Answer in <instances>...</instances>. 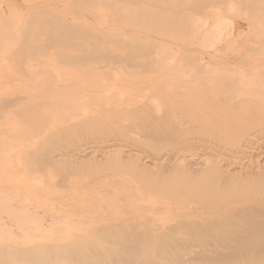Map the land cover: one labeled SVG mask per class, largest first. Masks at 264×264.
I'll return each mask as SVG.
<instances>
[{"label": "rangeland", "instance_id": "rangeland-1", "mask_svg": "<svg viewBox=\"0 0 264 264\" xmlns=\"http://www.w3.org/2000/svg\"><path fill=\"white\" fill-rule=\"evenodd\" d=\"M45 1H47V6H56L59 8L62 16L60 15V18L56 20L52 17L54 19H51V21L43 17L41 19H45L46 21H37L36 25H32V28L35 26L36 29L39 25L41 27L44 24L46 28L50 27L52 31H61V35L62 32L63 34L67 33L64 34L66 39L65 42H61V40L58 42H50L51 40L45 38L43 41V50L45 52H52L59 56L66 54L77 55L75 53L80 55V52L81 54L86 52L81 45H88L89 47L91 45H98V52L101 53H106L109 50L107 52L109 54L114 52L125 56L126 54H131V52H136L135 50H143V52L150 57H155H151L150 59L148 55L141 52L139 55L136 54L137 56L134 55L136 61L134 59L131 60L133 63H131L130 60H124L119 57L117 58L118 60L114 59L115 61L111 63L113 66H115V64L117 66L119 64H124L125 69L119 70L103 67L104 64H102V69H99L100 81L98 82L101 86L102 102L108 103L107 109L102 105L104 112L98 111L103 112V118L97 120L96 117L93 119L90 117L86 119L87 121L85 120L83 122L80 120L76 121V119H73V121L69 120L68 122L70 123L81 124L80 128L77 127L73 133L74 130H62L65 126H61L63 128H61L59 132H56V134L54 133V136L51 131L52 134H50V132L45 138L40 139V143H38L40 149L37 146L35 150L38 151L37 149H39L40 151L37 153L42 154L41 150L44 149L42 150V152L44 151L43 154L49 152L51 154L46 155L55 156L58 160V158L61 159L64 154L62 148L63 150L65 148L72 149L75 145L77 146L79 143L85 140L87 141L95 135V137L98 138H103L105 136L104 138L106 141L107 138H110V133L116 136L119 135V131H122L128 139L129 144H135L132 147V149L134 148L132 154L136 155V153H141L143 155L144 153L149 157V161L145 163L149 169L146 170V174H143L141 178L138 176L136 177L137 173H131V169L133 171L135 170V164H130L132 167L128 166L122 168L119 165H109L107 164L108 161H103L102 167L101 164L90 165L92 161L89 160L82 164L79 163L78 165L80 166L77 168L81 167L83 169H78L76 171L75 168L72 169L68 165L64 166L65 161L62 162L63 165L59 162L60 169H53L50 165L43 162H35L32 165L34 167L31 172V175L33 174L32 182L38 179L37 181H44L45 186L43 185V188L42 186H32L33 195L31 196L29 195L30 193L25 195L19 193V190L12 188L13 193L8 194L6 192L7 185L5 184L8 181L3 179L4 176H2V178L0 176V263L2 260L4 264H192V262L194 264H216L213 261L214 257H216V255L220 256L225 252L222 246L223 239L201 235L197 230L196 233L193 234H187L184 233V231H180L179 233L175 224L177 223L178 225L180 223L178 225L179 228L182 226L181 222L183 220V222L187 221L188 225L191 227L198 226L199 223L206 225L209 223V218H211L209 215H220L214 212L216 211L215 209L221 207V205H219V207L213 206V204H209L207 200V196L211 192L210 187H212L207 181L209 178L211 179V176L206 173L197 175L195 173L200 168L203 169L204 165H206L204 162L205 156L219 159V157L214 155L216 149L220 148L224 150V152H229L232 148L236 147L238 141L243 140L241 137L243 138L245 134L241 137L238 136L239 138L237 137V140L236 137H228L219 133L217 126L219 123L222 125L223 123L221 122L213 123L211 121L202 125L197 119H202L204 112H209L203 103L205 94L201 98L198 92H196V95H193L191 91L184 93L178 90V88L199 87L200 84H203L205 88L204 84L206 83V87L210 89L209 92H212V94L215 91L214 89H216V93L213 95L214 98H229L232 97V93L228 91L226 87L227 85L232 86L230 82L232 79L240 81L243 77L246 78L250 75H256L257 73L258 78L263 84L261 88H259V93H257L255 97H251V99L256 102L262 101L258 96L260 94V97L264 98V0H97L95 2L92 0H88L91 2H86V0L84 1L86 4L80 0H74L75 2L73 0ZM81 2L84 6L89 8L87 9L82 6V8H80L81 10H78ZM60 3L62 4L61 6ZM73 5H76V7ZM64 6H67L69 9H65ZM90 7L95 9L93 10ZM17 11L7 3V0H0L1 74L10 75L11 70H14L11 65L6 66L3 64V61L9 64L11 61L10 58L15 57V60H19L17 63H23L31 58L27 55L29 48L24 47L25 45L21 43L22 40L20 41L19 37L8 34V32L7 35L2 33L6 29L5 24L7 22L11 25L8 29L10 31L12 30V27L18 20ZM86 12L92 14V22L96 23V25L90 27L91 31L89 32H86V29H79L78 25H76V21H74V19H76L74 17L78 13H82L83 19L88 20L87 14H85ZM50 14H47L49 18L51 17ZM65 17L68 18L66 19ZM61 18L63 22L66 20L65 25L60 21L62 20ZM124 19L128 22L126 23ZM52 21L54 22L52 23ZM120 21H122L123 24H121ZM124 22L126 23L125 25ZM129 22H131V25H128ZM57 24L60 25L58 26ZM44 25L42 28H44ZM226 26H229V28H227L228 30H226L229 32V35L225 43L217 44V46H214L215 48H207V38L211 35L204 32L207 30L214 31L217 28H225ZM231 27L233 31L230 30V32L229 29ZM64 28L65 30H63ZM92 28L97 30V37L92 36ZM72 29L74 31L78 30V33L77 31H75V33L73 31L70 34ZM79 30L90 34L86 36L82 34L81 36ZM12 32L15 33V26ZM68 34L72 35V37ZM75 34L79 35L76 36ZM121 39H123V41ZM10 42L16 47L12 46ZM135 42H138V47L137 45H133L137 44ZM161 43L168 44L169 47L164 46L160 56L157 55V50L159 49L160 51V49H162L163 46H161ZM250 43L252 44L251 48L247 46L250 45ZM56 44L59 45L56 46ZM9 45L12 46L10 48L11 53H9L11 54L10 58L3 52V49ZM79 45L81 46L80 48ZM148 45L150 49L147 47ZM100 46L102 47L100 48ZM107 46L109 49L106 48ZM141 46L143 49H141ZM70 48H72V50H70ZM15 49L17 50L16 52L19 50L21 51H19L18 54H14L16 53ZM62 50L65 51L63 52ZM72 51H75V53H72ZM161 57H163V59H161ZM58 59L61 61H58V63H61L59 66L65 68V72L74 71L73 69L75 66L71 64L67 66V61H62L61 57ZM152 59L155 61L150 64L149 62ZM145 62L150 65L145 66ZM46 63H49V61L47 60ZM199 65L203 66L201 70H195L196 66ZM126 69L131 71H126L129 75L125 72ZM186 69H188V71L190 70L189 73L183 71ZM72 73L71 75L69 74V77L73 79L75 85L80 86L79 89L82 90L81 93L84 98L87 100L90 99L92 91L87 89L85 85L81 87L80 81H78V78ZM60 76L61 75L57 74V78ZM130 76L132 77L130 78ZM12 77L13 75L10 76L9 79L15 80ZM146 79L150 80V82L151 80H153L152 82L161 80L163 85L166 86L167 89L169 88L166 90V93H171V90H173V94H170L171 96L169 93L166 95L164 94L165 96L160 94V97L154 103H151V106H162L163 109L161 112L168 113L171 122L174 123L173 120L176 116V118H179V121L181 119V122L185 121V126H169L168 123L164 122L160 125L157 122V124H159L158 126L155 121V124L150 122L148 130L140 125H134L136 129L132 127L129 131L121 128L118 119L125 116L124 110L122 111L123 107L121 106L120 110L118 104V108L115 109V107H113L116 111H110V103L113 102L112 100L114 99L124 101L128 96H133L138 93L139 87L135 84ZM137 80L139 81L134 82ZM0 85H2V83ZM3 86L4 84L1 88ZM207 88H205L206 91L205 89H201L202 92H207ZM220 90H222V92ZM240 90L241 87L238 86V91ZM148 100L150 99H145L142 103H147ZM208 100L212 103L216 102L209 98ZM191 103L193 105H191ZM223 103L220 104L221 108L218 107V109L222 111L224 109L226 111L230 109L232 113L238 112V109L234 108L229 102ZM79 105L81 109H79L78 106L75 107L82 111L84 102L79 101ZM257 105L264 113V109L262 108L264 102H260ZM153 106L151 107V112L154 115H152V117L159 118L160 113L157 114ZM71 107L72 106H69V108L66 107L65 111L70 113L68 110H71ZM172 111L177 115L173 116L174 114ZM145 113L143 115H146ZM120 114L123 116L121 115L118 118L117 116ZM133 114H135L134 117L136 118L143 116L136 111H134ZM77 115L76 113L73 117H77ZM256 119L259 118L256 116L251 120L255 122ZM251 120H247V122ZM263 124L264 119L259 125ZM206 126L207 129L205 128ZM47 130L48 129H46V131ZM48 135L52 137H48ZM218 136L223 146L218 142ZM158 137L161 141L160 139L157 140ZM117 139L121 142L120 137L117 136ZM111 140L112 141L108 143H114V139L112 138ZM203 141L206 143L204 142V146L202 147ZM108 143L105 142V144ZM186 144V150H184ZM176 146L181 147L179 152L182 153H180L179 156L173 157V161H170L169 159L171 158L167 157L169 155L167 149L174 148L175 150ZM105 147L108 148L109 145ZM165 147L166 149H164ZM114 148L122 149V146L115 145ZM155 148H161V151ZM203 148H205V150ZM32 150L34 151V149ZM83 155L87 154L79 152L75 154V157ZM260 156L264 159V151ZM182 159L185 160L182 162ZM220 159H225V157ZM238 160L239 159H237V161ZM67 162H69V160ZM94 165L95 168L92 167L91 169V166ZM98 166L99 169H97ZM129 167L130 169H128ZM225 167H227V165H222L221 168ZM93 168L95 170H93ZM35 169L38 171H35ZM70 169L73 170V172ZM229 169L230 172H234L241 171L243 168L240 167V164H236ZM67 171L69 175L66 178L65 175L68 173ZM191 172H193V174ZM133 176L136 177V179H134ZM144 180L146 182H143ZM99 181L108 182V185H101ZM46 182L50 185L47 186L48 184ZM246 184L247 182L241 183L242 188L239 189V193L248 194L249 192L247 193V190L249 189L254 193H258L259 188L264 190V182H258L252 187H247ZM38 194H40L39 197H37ZM6 195H10L11 197L5 198ZM125 197H133L137 203L131 204L130 202V205H128L126 201L121 203L120 200ZM140 197L149 198L148 200L151 202L149 201L147 204L146 202H138L140 201ZM247 198H249V200L251 199L249 196H247ZM247 198L241 195L240 199L243 201L244 205L247 203ZM60 202H62V204ZM65 203L67 205L63 207ZM150 203L154 204L151 210L149 209ZM109 205L111 220L105 217V211L102 210L106 209ZM52 206L54 208H51ZM60 210H63L62 213ZM171 214L176 215V218L167 220L165 216ZM66 215H69V219H67L68 216ZM127 215L133 217V220L127 218ZM73 222H76L80 227L72 228ZM110 222L112 234L103 230V225ZM95 226H97V228H95ZM101 228L102 230L100 231L99 229ZM99 231L101 233H99ZM133 238H138L135 247L133 241H131ZM134 248L136 252H128L129 249L134 250ZM177 250L180 251L178 252ZM256 250L257 246H252L247 253L242 254L243 256L241 255L239 257L242 260L244 258L243 262L241 260V264H262L264 262V254H259ZM201 254L204 256L202 257ZM262 255L263 257H260ZM254 260L256 262H254ZM220 264L237 263H234V260L228 263L222 260Z\"/></svg>", "mask_w": 264, "mask_h": 264}, {"label": "bare ground", "instance_id": "bare-ground-1", "mask_svg": "<svg viewBox=\"0 0 264 264\" xmlns=\"http://www.w3.org/2000/svg\"><path fill=\"white\" fill-rule=\"evenodd\" d=\"M56 1H58V0H56ZM80 1L84 2L86 0H80ZM92 1L95 2L97 0H92ZM46 2L47 1H45V0H7V3L10 4L11 7L15 11L18 10L17 11L18 12L17 13L18 14V20L14 24L15 33L12 32L14 26L12 27L11 31L8 29L9 27H11V25L8 24V22L5 24L6 29L2 33L7 35V32H8V34H13V35H16L17 37H19L20 41L22 40L21 43H23L25 45L24 47L29 48L27 55H29L31 58L28 59L27 61H24L23 63L22 62L17 63V61H19V60L18 59L15 60V57L10 58L11 57L10 56L11 54H9V53H11L10 48L12 46H14V45H12L13 43H11V42L10 43L12 46L9 45L3 49V52H5L7 54V57L10 58V60H11L9 64H6L5 61H3V64H5L6 66L11 65V67L14 68V70H11L10 75L0 73V84L1 83H2V85L4 84V86L2 88H1L2 85H0V176H1V178H2V176H4L3 179L8 181L7 183H5L7 185L6 192L8 194H11V193H13L12 189H15V190H19V193H22L25 195H28L30 193L29 195L31 196V195H33L32 186H35V187L42 186V188L45 186L44 181L43 182L37 181L38 179L36 180L34 178V176H33V178L35 179V181L32 182L33 181L32 180L33 174L31 175V172L34 169V167L32 165L35 162H38V163L43 162L47 165H50V167L53 169L54 168L58 169L60 167L59 162L62 163L65 161L64 166L68 165L72 169L75 168L76 171L78 169H83L81 167L77 168L80 166V165H78L79 163L82 164V163H85L86 161H89V160L92 161L90 163V165L91 164L92 165L93 164H99V165L101 164L102 165L103 161H106V162L108 161L107 164L119 165L122 168L131 166L130 164H135V166L133 165L135 167V170L133 171L131 169V173L132 174L137 173L136 177L138 176V177L142 178L143 174L144 175L146 174L145 173L146 170L149 169L145 164L149 161L148 160L149 157H147V155L144 153H143V155L141 153H136V155L132 154V151L134 150V148L132 149V147L135 144L134 143L129 144L128 139L126 138L124 133H122V131L121 132L119 131L118 132L119 135H116V136L112 135V133H110L111 136H110V138H107L106 141H105L104 135H103L104 136L103 138H101L100 136H99L100 138L95 137L96 136L95 135V136H92V138L88 139L87 141L85 140V141L79 143L77 146L75 145V147L72 149H70V148L66 149L65 148L63 150V148H62V151L64 152V154L62 155V157L60 156L61 159L58 158V160L56 159L55 156H48L51 154L49 152L43 154L44 151L42 152V150H44V149L41 150L42 154L37 153L40 151L39 150L40 148L38 146V143H40L39 142L40 139L45 138L46 135L49 134L51 131L53 132V134H52V132L50 134H52L54 136V133L56 134V132H59L61 130V128H63L61 126H65L62 130H64V129L65 130L68 129V131L74 130L73 133L75 132V129L77 127L80 128L81 124L70 123V122H68L69 120L73 121V119H76V121L80 120L83 122L87 118L89 119L90 117H92V119L94 117H96L97 120H100L101 118H103V112H104L103 107L105 109H107L108 103L106 104V103L102 102L101 86L99 85V82H98V81H100V70L99 69L102 67V64H104L103 67H106V68H108V67L109 68H115L116 70L125 69L124 64L121 65L118 63L119 64L118 66L116 64H115V66H113L111 63L115 61L114 59H117L119 57L123 58L124 60L125 59L130 60V62L133 63V61H131V60L134 59V55L137 56L136 54L139 55V53L143 52V50H135L136 52H131V54L125 53L126 54L125 56L121 55L120 53H118V54L114 53L113 52L114 50L112 51L113 52L112 54L107 53L109 50L108 51L106 50L107 51L106 53H101V52H98V49H99L98 45H96V46L91 45L92 48H91V46L89 47L88 45H81L83 47V49L86 50V52L84 54H81V52H80V55H78V53H75V51H72V53L74 52L77 55H67V54L63 55L64 54L63 53L62 54L63 56H59L57 54L55 55L52 52H45L43 50V41L45 40V38H48L49 40H51L50 42H58L59 40H61V42L62 41L65 42L66 39H65L64 34H67V33L63 34V32H62V35H61V31H56V30L52 31L50 29L49 25H48L49 28H46V26L44 24H43L44 28H42L43 25L40 27L39 24L38 25L40 28L38 27L35 29V26H34V28H32L33 24L34 25L37 24V21H39V22L41 20L46 21L45 19H41L43 17L51 21V19L55 18V20H56V19L60 18V15L62 16V14L60 12L61 10L59 8H57L56 6L55 7L47 6ZM86 2H91V1L87 0ZM86 2H84V4H86ZM84 4H82V2H81L78 10H81L80 8H82V6H84ZM61 5L62 4L60 3V6ZM73 6L76 7V5H73ZM84 8H87V7L84 6ZM90 8H92V7H90ZM65 9H69V8H67V6H66ZM72 11H74V10H72ZM90 11H92V10H90ZM50 13H52V14H50ZM47 14L48 15L50 14L51 17L49 18V16ZM81 14L82 13H78L76 16L74 14V16H75L74 18H76V19H74V21H76V25H78L79 29H82V30L86 29L85 30L86 32L91 31L90 27H92L93 25H96V23L92 22V14L89 12L85 13V14H87L88 20L83 19V16ZM71 16H69V17L73 18ZM52 17H54V18H52ZM65 18L67 19L68 17H65ZM8 20H9V18H8ZM60 21L63 22V19ZM109 21H111V20H109ZM129 21H130V19H129ZM53 22L54 21H52V23ZM56 22H58V21H56ZM61 22H59V23H61ZM65 22H66V20H64L63 25L66 24ZM111 22H113V21H111ZM120 22H121V24H123L122 21H120ZM125 22H126V20H125ZM125 22H124V25L128 21L126 23ZM134 23H133V25H134ZM45 24H46V22H45ZM128 25H131V22H129ZM101 26H103V25H101ZM227 28H229V26H226L225 28H217L214 31H208V30L205 31L204 33L207 32L206 34L211 35L207 38V42H208L207 48H215L214 46H217V44L225 43V41L229 35L228 34L229 32L226 31V30H228ZM63 30H65V28ZM230 30H232V27L229 29V31ZM73 31L74 30L72 29L70 34ZM75 31H77V33H78V30H75ZM75 31H74V33H75ZM86 32H81V36H82V34L84 36L90 34V33L88 34ZM70 34H68V35H70ZM75 35L77 36L79 34H75ZM70 36L72 37V35H70ZM92 36L97 37V30L95 28H92ZM123 38H124V36H123ZM100 39H102V38H100ZM121 40L123 41V39H121ZM132 40H131V42H132ZM135 43H137V44H133V45H137V47H138V42H135ZM80 44H82V43H80ZM161 44H162L161 46H163V47H162V49H160V51H159V49L157 50L158 51L157 55H160V53L162 52L161 50H163L164 46L169 47L168 44H163V43H161ZM205 44H206V42H205ZM57 45H59V44H56V46ZM93 45H95V44H93ZM142 45H143V43H142ZM251 45L252 44L250 43V45H247V46H249L251 48ZM81 46L79 45V48ZM120 46H121V44H120ZM14 47H16V46H14ZM101 47L102 46H100V48ZM147 47H149V45ZM260 47H262V46H260ZM106 48H108V46ZM141 49H143L142 46H141ZM149 49H150V47H149ZM70 50H72V48H70ZM16 51L17 50L15 49V52ZM19 51H21V50H19ZM248 51H250V50H248ZM18 52L14 53V54H18ZM115 52H116V49H115ZM146 52H149V51H146ZM45 53H48V54H45ZM66 53H67V50H66ZM69 53H71V52H69ZM59 54H60V52H59ZM145 55H148V54H145ZM154 55H156V54H154ZM148 56H147V58H148ZM59 57L62 58V61L63 60L65 62L67 61V66H69L70 64L75 66V68L73 69L74 71H72V72L75 74V77L78 78V81H80L81 87H83L82 85H85V87H87V89H90L92 91L90 99L87 100L86 98H84V96L81 93L82 90L79 89L80 86L75 85L73 79L71 77H69L72 72H65L64 71L65 68L59 66V64L61 65V63H58ZM151 57H155V56H151ZM151 57H150V59H151ZM141 58H142V56H141ZM154 59L150 60L149 63L150 64L154 63V61H155ZM161 59H163V57H161ZM161 59H160V61H161ZM47 60L49 61V63H46ZM124 60H123V62H124ZM137 60H139V59H137ZM148 61H149V59H148ZM59 62H61V61H59ZM125 62H127V61H125ZM140 63H142V62H140ZM150 64L145 62V66H148ZM207 65H208V63H207ZM202 67H203L202 65L196 66L195 70L200 71ZM231 68H232V66H231ZM127 70L129 71V69H126L125 72ZM186 70H183V71L186 73H189L190 70L189 71H188V69H186ZM129 72H131V71H129ZM134 73H133V75H134ZM57 74H59L61 76L59 78H57ZM81 74H82V76H81ZM12 75H13L12 78L15 80L9 79V77ZM127 75H129V73H127ZM141 75H143V74H141ZM131 77L132 76H130V78ZM139 78H140V76H139ZM232 80L230 81L232 83V86L227 85V87H226L227 90L233 94V95L231 94L232 97H229V98H223V97L214 98L213 95L216 93V89H214L215 91L212 94V92H209L210 89L206 87V83L204 85H205V88L208 89L207 92H202L201 89H205L203 87V84H200L199 87H193V88H189V87L178 88V90H180L181 92H184V93L191 91V93L193 95H196V92H198V95L201 98L205 94L203 103L205 104V106L207 107V111H209V112H204V114L202 115L203 118L197 119V120H199L200 123H202V125H205V123H209L211 121L213 123L221 122L223 124L221 125L219 123V125H218L219 127L217 126V129H219V133L223 134L224 136H228V137H234V138L236 137L237 140L239 138L238 136L241 137L243 134H245L243 136V138L241 137V139H243V140L239 139L240 141H238L239 143L237 142L236 147L232 148L229 152H224V150H222L220 148L216 149L214 155L219 157V159H214V158H211L210 156H205L204 162L206 165H204L203 169L200 168L195 173L196 175L206 173L209 176H211V179L209 178L207 181V183H209V185H212V187H210L211 192L207 196V200H208V203L213 204V206L219 207V205H221V207L216 208L215 209L216 211L214 212L215 214H218V215L220 214V215L219 216L209 215V217H211V218H209L210 219L209 223H207L206 225H202L201 223H199L198 226L191 227L188 225L187 221L183 222V220L181 222L182 226H180L179 228H178V225L180 223L178 225H177V223L175 224L176 225L175 227L177 228V231H179V233H180V231L181 232L184 231V233H187V234L192 233L193 234V233H196V230H197L198 232H200L201 235H205V236L208 235V236H211V237H214L217 239H220V238L223 239L222 246H223V249L225 250V252H223L220 256L216 255V257H214L213 261L216 264H220L222 260L227 261V263L233 262V260H234V263L236 262L237 264H241L242 259L239 257L242 254L247 253L250 250V248H252V246H254V247L257 246L256 251H258L259 254H264V190H261L259 188L258 193H256V192L254 193L251 189H249L250 191L247 190V193L249 192L248 194L244 193L245 194L244 195V194L239 193V189L242 188L241 183H243V182H247V184H246L247 187H252L253 185H256V183H258V182H264V159H262L260 156V154H263V151H264V126H263L264 124L259 125L260 122H262L264 119V113L262 112L260 107H258V105H257L260 102H264V98H261L260 94H259L258 98H260V100H262V101L256 102L255 100L251 99V97H255L256 94L259 93V88H261L263 83L258 78L257 73H256V75L255 74L250 75L246 78L243 77L240 79V81H235L234 79H232ZM12 81H14V82H12ZM138 81L139 80L134 81V82H138ZM152 81L153 80H151V82H150V80L146 79V80L140 81L136 84L134 83L135 85H137L139 87V89L137 91L138 93L134 94L133 96H128L126 98V100H124V101L114 99V100H112L113 102L110 103V105H109L111 107L109 109L110 111L115 110L116 108H118V106H119L120 110H121V106L123 107L122 111L124 110L123 112L125 113V116L122 115L123 113L120 114L119 116H117L118 118L121 115L123 116V118L120 117L121 120L118 119V123H120L119 125H121V128L123 130L129 131V130H131L132 127H134V125L135 126H137V125L143 126L145 129L148 130V128L150 127V122H153L155 124V121H156V125H158V126H159V124L161 125L162 122L168 123L169 126H175V125H177L178 127L185 126V121L181 122L182 119L179 121L178 120L179 118H176V116H175L177 114L176 113L174 114L173 111L172 112L174 114L173 116H175V119L173 120L174 123L171 122L169 114L161 112L163 108L160 105L159 106L156 105V107L152 105L155 109V112L157 114L160 113L159 118L152 117L153 114L151 112V110H152L151 103H154L160 97V94H163L162 96H165L166 94L169 93V92L166 93V90H168L169 88L167 89L166 86L163 85L161 80L160 81L154 80L155 82H152ZM131 84H133V83H131ZM211 84H213V83H211ZM238 86L241 87L240 91H238ZM205 91H206V89H205ZM220 91L222 92V90H220ZM220 91H218V92H220ZM225 91H226V89H225ZM172 92H173V90H171V93H169V95L173 94ZM175 96H176V94H175ZM208 98L213 100V101H216V102L212 103L211 101L208 100ZM145 99L146 100L150 99V100H148L147 103L143 104L142 102ZM177 100H178V98H177ZM79 101L84 102V106L82 107L83 108L82 111L79 110V109H81V108H79L80 107ZM223 102H225V103L229 102L232 106H234V108L238 109V112L232 113L230 109H228L227 111L225 109L223 111L218 109V107L221 108L220 104ZM102 105H103V107H102ZM191 105H193V104L191 103ZM69 106H72V107H71V110L70 109L68 110V111H70V113L69 112L67 113L65 111V109H66V107L69 108ZM75 106H78L79 109ZM113 107H115V109ZM262 108L264 109V106ZM98 111H103V112H98ZM134 111H136L137 113H141V116L145 112H147V113H145L146 115H143L142 117L136 118V117H134L135 114H133ZM76 113L78 114L77 117H73ZM132 114H133L134 118L132 117ZM256 116L259 119H256L255 122H252L253 120H251V119L253 117H256ZM247 120H251V121L247 122ZM157 122L159 124H157ZM195 122H196V120H195ZM45 127H47V128H45ZM99 128H101V127H99ZM99 128H98V130H99ZM205 128L207 129V126ZM46 129H48V130L46 131ZM174 130H170V131H174ZM100 131H102V130H100ZM248 131H250V132H248ZM96 134H98V133H96ZM49 136L52 137L51 135H48V137ZM117 136L121 138L120 139L121 142L118 141L119 138L117 139ZM48 137H47V139H48ZM228 137H226V138H228ZM112 138L114 139V143H112V142L108 143V142L112 141L111 140ZM218 138H219V136H218ZM158 139H160V138L158 137L157 140ZM160 141H161V139H160ZM205 141L202 142L203 143L202 147L204 146ZM105 142L108 144H105ZM218 142H220V138L218 139ZM71 144H73V143H71ZM108 145H109L108 148L105 147ZM115 145L122 146V149L114 148ZM213 145H214V141H213ZM220 145H221V142H220ZM37 146L39 148V149H37L38 151L35 150L37 148ZM161 146H162V144H161ZM186 146H187V144L185 145L184 150H186ZM221 146H223V144ZM32 149H34V151ZM46 149H47V147H46ZM160 149L161 148H157L156 150H160ZM164 149H166V147ZM203 149L205 150V148H203ZM167 150H168L169 155L166 153L168 156L167 155H165V156L170 157L171 159L168 158L170 161L171 160L173 161V159H174L173 157L179 156V154L182 153V152H179L181 150V147H179V146H176L175 150H174V148L173 149L168 148ZM167 150H166V152H167ZM53 152H55V151H53ZM79 152H83L84 154H87V155L75 157V154H77ZM87 152H89V153H87ZM169 152H171V153H169ZM46 154H48V155H46ZM99 156H101V157H99ZM54 157H55V159H54ZM222 157H225V159H220ZM236 158L239 160L237 161ZM259 158H260V160H259ZM68 160H69V162H67ZM183 160H185V159H182L181 161L183 162ZM223 161H225V162H223ZM104 164H105V162H104ZM163 164H164V162H163ZM236 164H240V167L243 169L241 171L230 172L229 168H231L233 165H236ZM62 165H63V163H62ZM179 165H180V163H179ZM222 165H227V167L221 168ZM105 166H106V164H105ZM92 167L95 168V165L91 166V169H92ZM102 167H103V165H102ZM40 168H41V166H40ZM94 168H93V170H95ZM154 168H155V166H154ZM171 168H172V166H171ZM255 168H256V170H255ZM89 169H90V167H89ZM97 169H99V166ZM128 169H130V167ZM39 170H41V169H39ZM100 170H98V171H100ZM121 170H123V169H121ZM35 171H38V170L35 169ZM71 171L73 172V170H71ZM191 173L193 174V172H191ZM68 175H69V172L65 175L66 178L68 177ZM147 176H150V175H147ZM136 177H134V179H136ZM129 181H131V180H129ZM50 182H52V181H50ZM143 182H146V181L144 180ZM99 184L108 185V182L101 181ZM49 185L50 184H48L47 186H49ZM51 185H52V183H51ZM42 188H40V189H42ZM129 192H131V191H129ZM70 193H72V192H70ZM240 194L245 198H247V196H249V197H251V199L249 200V198H247L248 199L247 203L244 205L243 201H241V199H240L241 198ZM43 195H44V193H43ZM39 196H40V194L37 195V197H39ZM10 197H11L10 195L5 196V198H10ZM148 199L149 198L140 197V201H138V202H146V204H147L150 201ZM124 201L128 202L127 203L128 205H130V202H131V204L137 203V201L133 197H125L124 199L120 200L121 203ZM60 203L62 204V202H60ZM150 204L151 205H150L149 209L151 210V207L154 204L153 203H150ZM66 205L67 204L65 203V205H63V207ZM51 208H54V207L52 206ZM102 210L105 211V217H107V218H109V220H111L110 205L106 209H102ZM62 211L63 210H60L61 213H62ZM168 214H169V212H168ZM66 216H68L67 219H69V215H66ZM126 217L133 220V217H130L128 215ZM165 217L167 220H170L172 218H176V215L171 214V215L165 216ZM134 220H136V219H134ZM148 222L150 223V221H148ZM166 223H167V221H166ZM151 225H153V224H151ZM72 226H73L72 228L80 227V225H78L76 222H73ZM95 228H97V226H95ZM171 229H173V228H171ZM99 230L101 231L102 228ZM103 230L112 234L111 222L107 223L106 225H103ZM100 231H99V233H101ZM166 233H168V232H166ZM153 235H152V237H153ZM131 241H133L134 247H135V244L138 242V238H133ZM36 242H37V240H36ZM207 247H209V246H207ZM134 251H135V248H134V250L129 249L128 252L131 253ZM188 252H189V250H188ZM249 255H250V253H249ZM203 256L204 255H202V257ZM260 257H263V255ZM255 260H254V262H256ZM263 260H262V262H263ZM188 261H190V260H188ZM243 261H244V258H243L242 262ZM3 262L4 261L1 260L0 264H4ZM184 262H185V260H184ZM191 262H192V259H191ZM246 263H248V262H246ZM192 264H194V263L192 262ZM262 264H264V262Z\"/></svg>", "mask_w": 264, "mask_h": 264}]
</instances>
